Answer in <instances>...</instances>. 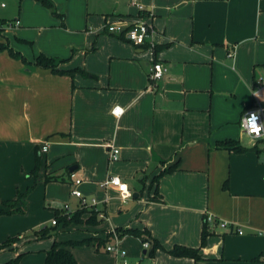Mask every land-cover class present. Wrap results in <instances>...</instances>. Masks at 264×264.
Here are the masks:
<instances>
[{
	"label": "crops",
	"instance_id": "obj_1",
	"mask_svg": "<svg viewBox=\"0 0 264 264\" xmlns=\"http://www.w3.org/2000/svg\"><path fill=\"white\" fill-rule=\"evenodd\" d=\"M137 1L153 14L156 60L169 68L155 89L148 75L151 53L104 29L107 20L141 14L131 0H86L92 29L81 32L87 48L71 42L61 53L55 45V51L35 52L30 43L39 39H26L22 29L35 26L40 36L49 27L24 28L20 17L15 42L8 37L13 27L0 36V43L28 62L0 51V211L16 210L0 214V244L22 234L0 249V264L20 255L16 264H46L55 242L64 244L77 264H117L120 257L106 250L114 243L113 230L147 232L120 236L119 248L131 264L145 259L146 264H264V153L241 129L252 100L243 84L254 77L248 65L239 63L242 47L260 34L264 0ZM255 19L258 25H250ZM62 20L67 32H77ZM91 44L99 46L89 49ZM77 47L78 53L68 51ZM231 52L240 86L219 98L216 70L227 67ZM41 54L55 59L58 70L77 72L72 76L35 66ZM256 63L264 66V60ZM115 107L123 109L120 116L113 113ZM226 140L238 141L246 151L219 145ZM112 146L120 150L117 161L110 159ZM176 163V171L154 182ZM110 176L128 184L131 198L123 200L116 187L101 186ZM76 178L83 180L79 187L86 200L98 199L96 206L90 205L92 199L82 205L80 198L60 195L64 187L71 194ZM40 191L44 196H38ZM52 202L72 206L69 218L81 214L40 239L36 231L52 228L57 214L67 213ZM209 216L214 221L206 224L210 236L203 247ZM151 239L164 247L154 257L149 256ZM175 246L198 249L202 258L166 252Z\"/></svg>",
	"mask_w": 264,
	"mask_h": 264
},
{
	"label": "rangeland",
	"instance_id": "obj_2",
	"mask_svg": "<svg viewBox=\"0 0 264 264\" xmlns=\"http://www.w3.org/2000/svg\"><path fill=\"white\" fill-rule=\"evenodd\" d=\"M132 2V0H131ZM2 3H5L7 5L6 8L2 7ZM143 4L142 2H140ZM55 8L58 11V13H64L65 16L60 17L53 14L52 10L46 8L42 4L38 3L36 0H0V20H5L7 22L5 28L9 30L10 26L15 28L8 33V37L15 42L16 37L20 36L22 34L26 35V39H29L28 37H37L38 43H30L33 46V49L35 52L39 50V48L43 49H50L52 51L57 50V53H61L63 49H68V44L73 43L74 45H83L85 48L88 46L86 43V37L87 35H83V33H86L85 31L91 30L90 28L91 24H89L87 21V11H86V0H55L54 1ZM20 17L21 21L25 26L28 25H36L38 27L46 26L49 28H43L42 35L38 36L37 33L40 31V28H35V26L30 29L29 27H26L23 33H20V35L17 34L16 31V18ZM66 18V24L70 28H73L77 30V32L70 33L69 31H66V27L62 26V18ZM68 19V21H67ZM238 22L239 19L237 18ZM238 22L232 23V25H235ZM251 22L250 25L257 26L258 21L255 19ZM87 24V25H86ZM88 27V28H87ZM87 28V29H86ZM90 28V29H89ZM86 29V30H85ZM54 30V32H52ZM42 31V29H41ZM51 31L52 33H48ZM83 33H82V32ZM79 34V35H78ZM78 35L79 37H75ZM81 35V36H80ZM113 36V35H112ZM115 38H118L114 36ZM2 38V37H0ZM257 39V40H256ZM255 41H249L242 47V53H240V56L242 55L241 62L242 65H248L250 67V73L251 76L254 77L253 80H251L248 85L243 84L245 88L250 91L251 90V99H252V90L256 86L257 81L261 76L264 75V66H258L259 64L256 63L258 60H264V15L261 19V30L259 36H256L254 39ZM54 43V44H53ZM54 45L56 46L54 49ZM240 45V44H239ZM95 46H99L98 44L92 45L91 47H88L89 49H94ZM102 46V44H100ZM107 47H111L112 45H106ZM93 47V48H92ZM78 49H70L71 54L78 53L80 48ZM29 52H31L32 47L29 46ZM83 50L86 52L83 48ZM253 56V57H252ZM227 57L229 60H231L227 67H218L215 74V80H216V90L218 89L217 93L220 95L219 98H225L227 96H230L233 90H235L238 86H240V80L238 81V75H236L232 70L233 66V59L231 58L229 54H227ZM259 57V58H258ZM253 61V62H252ZM255 61V62H254ZM260 63V62H259ZM240 68L241 64L238 65ZM209 76L207 80L208 83L211 84L212 79V72L209 70ZM245 74V72H244ZM246 75V74H245ZM240 78V77H239ZM150 81V79H149ZM218 87V88H217ZM242 129V128H241ZM244 139H248L247 137H244ZM76 187H71V194L67 193V187H64L62 189L61 196H67L71 195V198H74V194L72 193ZM78 189L83 193V195L87 196L84 191L82 190V187H78ZM44 196V191H40L38 193V196ZM36 198V197H35ZM92 197H87V200L90 201ZM106 199V198H105ZM82 201V199H80ZM96 202H98V199H95ZM91 202V201H90ZM53 204V202H52ZM55 205V204H53ZM66 205L70 207L69 204H59L55 205V207H58L60 209H65ZM68 215V211L66 213ZM19 235V234H18ZM16 235V236H18ZM22 235V234H20ZM15 236V237H16ZM13 244V243H12ZM150 256V255H149ZM129 261V260H128ZM142 264H146L147 260H143L141 262Z\"/></svg>",
	"mask_w": 264,
	"mask_h": 264
},
{
	"label": "built area",
	"instance_id": "obj_3",
	"mask_svg": "<svg viewBox=\"0 0 264 264\" xmlns=\"http://www.w3.org/2000/svg\"><path fill=\"white\" fill-rule=\"evenodd\" d=\"M132 4L136 6L141 12L140 15L136 17H125L119 18L118 20H107L104 26V29L114 36L122 38L134 46L145 47L151 55L153 56V63L149 66V79H150V87L155 89L161 81L165 79L169 72L168 66L156 60L155 51L157 47V43L155 40L157 30L152 22L153 14L152 12L148 13L147 8L139 3L137 0H132ZM2 7H6L5 3L1 4ZM19 24V21H16V25ZM11 27V26H10ZM6 29V28H5ZM234 52L230 53V56H233ZM113 113L117 116H120L123 113V109L121 107H115ZM257 114L258 120L255 116L251 114ZM245 117H251V119L255 123L264 124V75L259 78L256 83V86L252 90V100L249 106L245 109L242 119H241V128L243 130L244 135L250 138L252 144L255 147H259L261 152L264 153V138L256 139L254 135H249L247 131L248 121ZM261 136L264 137V132L261 133ZM44 150H48V146L44 147ZM110 153V159L112 161L119 160L120 150L114 146H112V150ZM75 177V174H73ZM119 179L120 184L127 185V194L123 192L120 188V185L115 184L114 180ZM83 180L81 178H76L75 180V189L72 192L75 197L82 199V205L89 204L86 198L83 196V193L78 189V187L82 184ZM102 187L113 186L116 187L121 195L123 200H128L131 198L132 192L129 189L127 183H125L121 177L119 176H110L104 183L101 185ZM98 202L95 199H92L90 202L91 206H96ZM70 208L68 205L65 207V211H68ZM209 222H213V218L209 216L207 218ZM53 225L57 224V220L54 219L52 221ZM224 223L222 226H226ZM240 234L243 233L241 229L238 231ZM114 243L106 247L108 252H114L117 256L120 257V261L117 264H131L128 259L126 252L119 248L120 235L116 230L111 232ZM144 248L149 250L151 248V243L149 241L144 242Z\"/></svg>",
	"mask_w": 264,
	"mask_h": 264
},
{
	"label": "trees",
	"instance_id": "obj_4",
	"mask_svg": "<svg viewBox=\"0 0 264 264\" xmlns=\"http://www.w3.org/2000/svg\"><path fill=\"white\" fill-rule=\"evenodd\" d=\"M36 1L40 4H42L43 6H45L46 8L52 10L54 15H56V16L60 15L55 8V4H54L53 0H36ZM6 24H7V22L5 20H0V36H2V33L5 31ZM0 51H8V53L12 57L20 58V59H22V61L24 63H28L26 58H24L21 53L16 52L8 44L0 43ZM157 53H158V47H156L155 56L157 55ZM35 66L51 69L55 73H61V74L69 73L72 76L74 75L75 72H77V71H66L65 72V71L58 70L57 69V67H58L57 61L53 58L47 57L44 54H41L37 57L36 62H35ZM219 145H222L231 151H236V152L246 151V149L244 147H242L240 145V143L236 140H226V141L220 142ZM178 168H179V163H176L174 166L164 170L158 176H156L154 179V182L157 184L165 174L173 173ZM27 194H28V192L24 195L22 194L21 196L26 197ZM158 199L162 201L161 196H159ZM25 203H26L25 200H23L24 206L19 209V212L20 211L23 212V209L25 207ZM14 211H16V210H13L10 212L0 211V214H7V213L10 214V213H13ZM80 214L81 213H77V214L73 215L71 218H69L70 217L69 215H61L60 213H58L56 218H55L57 220V224L55 226H53L52 228L45 227V228L41 229L40 231H36L35 234L40 239L49 238V237H51V235L55 231H58L60 229V227L65 228L69 224L74 222V220H76V218ZM207 223H208V220L206 218L205 219V225H204L203 232H202L201 245L203 247L206 245L207 239L210 236V232L208 231V225H206ZM125 233L134 234V235L143 237V235H145L147 232L141 231V230H126L124 232H120V236H122ZM21 238H22L21 235H18V236L13 237V238H9L8 240H6L2 244H0V249H4V248L10 246L12 243L16 242L17 240H19ZM150 242L152 243V248H151L150 254H149L150 257H154L158 249H164V247L160 244L159 241H157L155 239H151ZM80 244H83V243L82 242L81 243H69V244H65V245L77 246ZM63 246H64V244L55 242L53 247L47 253L46 264H77V261H76L75 257L73 256L72 252L70 250L64 248ZM166 252L169 253L170 255L174 256V257H180V258L181 257H187V258L195 259L197 261L202 258L200 255V251L198 249L185 247V246H175L172 250H166ZM20 257H21V255L18 256L14 261L8 262L6 264H16Z\"/></svg>",
	"mask_w": 264,
	"mask_h": 264
},
{
	"label": "clouds",
	"instance_id": "obj_5",
	"mask_svg": "<svg viewBox=\"0 0 264 264\" xmlns=\"http://www.w3.org/2000/svg\"><path fill=\"white\" fill-rule=\"evenodd\" d=\"M252 116H255L256 119L258 120V115L253 113L251 114ZM245 119L248 121V125H247V131L249 133V135H254V137L256 139H260V138H264L261 136V133L264 132V124H260V123H255L251 117H245ZM115 184L120 185V188L123 190V192L125 194H127V185H123L120 184L119 179L114 180Z\"/></svg>",
	"mask_w": 264,
	"mask_h": 264
},
{
	"label": "water",
	"instance_id": "obj_6",
	"mask_svg": "<svg viewBox=\"0 0 264 264\" xmlns=\"http://www.w3.org/2000/svg\"><path fill=\"white\" fill-rule=\"evenodd\" d=\"M137 196V194H134V196L133 197H136ZM148 264H150V263H148Z\"/></svg>",
	"mask_w": 264,
	"mask_h": 264
}]
</instances>
